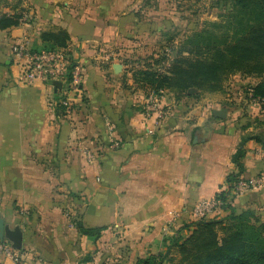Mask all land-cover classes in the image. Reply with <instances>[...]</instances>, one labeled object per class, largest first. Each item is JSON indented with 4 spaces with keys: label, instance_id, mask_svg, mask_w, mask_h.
<instances>
[{
    "label": "crops",
    "instance_id": "obj_1",
    "mask_svg": "<svg viewBox=\"0 0 264 264\" xmlns=\"http://www.w3.org/2000/svg\"><path fill=\"white\" fill-rule=\"evenodd\" d=\"M9 1L0 15L17 11ZM18 1L33 19L0 31V217L21 229L22 247L18 261L0 254V264H135L162 252L165 239L195 221L193 207L226 188L237 150L240 178L264 174L258 101L245 102L247 116L231 123L227 105L226 119L212 116L221 107L212 98L162 92L165 114L155 122L128 65L102 48L121 32L116 2ZM52 28L70 37L67 51L80 67L75 89L18 80L12 46L37 48ZM228 201L236 214L250 210L264 222V187ZM74 215L100 236L80 234Z\"/></svg>",
    "mask_w": 264,
    "mask_h": 264
},
{
    "label": "trees",
    "instance_id": "obj_2",
    "mask_svg": "<svg viewBox=\"0 0 264 264\" xmlns=\"http://www.w3.org/2000/svg\"><path fill=\"white\" fill-rule=\"evenodd\" d=\"M7 3V0H0ZM11 6L17 10L20 1ZM21 13L0 15V31L18 27L23 23ZM211 30L203 29L186 37L175 47V58L161 69L159 61L147 64L144 69H130L135 85L145 92L156 95L168 91L175 99L198 97V93L221 91L222 83L230 75L240 74L259 79L250 87V100L264 107V0H232V11L224 23L209 24ZM217 29H221L220 32ZM233 30L230 34L228 31ZM219 34V35H218ZM41 44L31 52L65 50L68 57L65 83L70 84L71 72L77 65L67 51L68 33L61 28L42 31ZM159 68V69H158ZM162 70V71H161ZM195 90V94L188 93ZM256 141H261L255 137ZM243 150H237L231 160L237 172L226 177V188L215 194L223 218L211 217L195 220L185 225L177 234L164 240V250L135 264H264V222L246 210L236 214L228 198L235 183L241 179L243 166L240 160ZM71 223L80 234L100 236L101 228H85L80 215H74Z\"/></svg>",
    "mask_w": 264,
    "mask_h": 264
},
{
    "label": "rangeland",
    "instance_id": "obj_3",
    "mask_svg": "<svg viewBox=\"0 0 264 264\" xmlns=\"http://www.w3.org/2000/svg\"><path fill=\"white\" fill-rule=\"evenodd\" d=\"M15 1L17 0L9 1V5H15ZM113 1L118 5L114 22L121 28V32L118 36H110L108 47L102 48L110 57L113 54H120L114 58L127 64L128 69L134 70H142L144 66L155 61H159L160 65L154 69L167 67L175 58V47L186 37L203 29L211 30L209 26L211 23L226 24L232 11V0ZM19 8L18 6L16 12L21 13ZM21 9L22 12L27 10L25 7ZM24 18L23 21L27 23H31L33 19L30 14H26ZM217 31L220 32L221 29ZM228 32L232 34L233 30ZM25 46L27 47L26 44ZM258 81L259 79L254 77L230 75L223 81L221 91L201 92L198 93V97L212 98L217 102V106H221L220 108L227 105L231 108V113H235L231 114L230 122L237 123L243 116H247L245 112L247 105L244 103L250 100L248 97L250 87ZM189 94L194 95L195 90ZM225 98L229 101L219 103Z\"/></svg>",
    "mask_w": 264,
    "mask_h": 264
},
{
    "label": "built area",
    "instance_id": "obj_4",
    "mask_svg": "<svg viewBox=\"0 0 264 264\" xmlns=\"http://www.w3.org/2000/svg\"><path fill=\"white\" fill-rule=\"evenodd\" d=\"M12 53L19 63L18 80L26 84L41 80L48 83L53 81L63 82L67 75L68 57L65 50L31 52L23 43L12 46ZM80 67L77 64L71 72V88L75 89L79 81ZM162 94V93H161ZM161 94L149 93L144 101V111L146 116L153 118L155 122L164 117V106L161 101ZM61 104L68 107V101ZM92 159V155L88 154ZM264 187V174H259L250 178L239 179L233 189L231 195L241 197L249 191L257 190ZM220 202L212 198L209 200L199 201L192 210V218L194 220L218 217L222 212ZM0 254H3L13 261H18V256L11 245L6 241H0Z\"/></svg>",
    "mask_w": 264,
    "mask_h": 264
},
{
    "label": "water",
    "instance_id": "obj_5",
    "mask_svg": "<svg viewBox=\"0 0 264 264\" xmlns=\"http://www.w3.org/2000/svg\"><path fill=\"white\" fill-rule=\"evenodd\" d=\"M120 66L114 65V71L118 72ZM55 90L61 89V82L53 81L52 83ZM194 90H189L188 93H193ZM212 116L215 119L223 120L227 116V108L222 107L220 109H215L212 111ZM0 241L8 242L12 249L20 250L22 247V231L19 227L9 228L8 225L4 223V220L0 217Z\"/></svg>",
    "mask_w": 264,
    "mask_h": 264
}]
</instances>
